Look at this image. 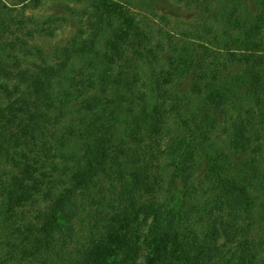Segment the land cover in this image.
I'll use <instances>...</instances> for the list:
<instances>
[{
  "label": "trees",
  "instance_id": "obj_1",
  "mask_svg": "<svg viewBox=\"0 0 264 264\" xmlns=\"http://www.w3.org/2000/svg\"><path fill=\"white\" fill-rule=\"evenodd\" d=\"M73 1L0 0V264H264V0Z\"/></svg>",
  "mask_w": 264,
  "mask_h": 264
},
{
  "label": "rangeland",
  "instance_id": "obj_2",
  "mask_svg": "<svg viewBox=\"0 0 264 264\" xmlns=\"http://www.w3.org/2000/svg\"><path fill=\"white\" fill-rule=\"evenodd\" d=\"M2 1L4 3H7L8 5H13L19 9L21 6V2L23 0H2ZM256 1L258 0H252L253 3H256ZM66 3L77 5V3L73 0H41L40 5H38L37 7H33V8L29 7L27 9V13L34 15V17L36 18H45L47 16H62L67 19V22L64 23L63 28L58 31L55 39H53V42L68 37L76 27V21L74 20L73 17H71L69 13H67V11L64 8V5ZM156 11L170 16L171 19L173 20L189 19L191 16V13L187 11L182 4H180L175 0H157ZM239 69L237 71H233V73L239 72ZM89 200H90V205H89L90 209H101V207H103V205L101 203H100L101 205H99L98 204L99 202L95 201V199L93 200V198H91L88 199V201ZM80 221H81L80 223L78 222L77 224H75V226L78 229L79 226L82 225L81 224L82 220ZM150 223H151V218L147 217L145 214H142L138 220L140 245L142 246H144V244L148 239ZM260 235H262L261 232ZM121 255L122 253L119 250L115 251L113 255L110 257L108 264H115L119 260Z\"/></svg>",
  "mask_w": 264,
  "mask_h": 264
}]
</instances>
